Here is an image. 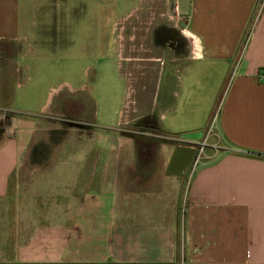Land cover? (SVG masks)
Listing matches in <instances>:
<instances>
[{
  "label": "crops",
  "instance_id": "0c3cea01",
  "mask_svg": "<svg viewBox=\"0 0 264 264\" xmlns=\"http://www.w3.org/2000/svg\"><path fill=\"white\" fill-rule=\"evenodd\" d=\"M85 1L95 3V0ZM110 1L100 0L102 5ZM116 1H131L137 17L139 7L150 4L148 0ZM158 2L154 0L150 8L153 12L145 14V22L154 18L162 20L166 12L172 10L182 22L191 46L182 66L176 56H166L165 60L155 55L146 56L152 67L162 64V68L172 69L171 97L177 95L174 89L182 73H179L180 68L186 70L189 79V72L195 69L206 80H213L214 84H206V89L224 86L214 113L213 133L206 139L207 147L196 172L190 179L187 172L182 178L169 177L165 173L169 162L165 165L149 162L143 148L134 146L138 161L121 162L127 149L113 148V153L120 154L119 162H104L100 167L105 193L108 197H117L120 203L139 202L140 206L146 203L150 208L143 213L122 210L119 218L109 224V244L92 248L96 255L91 254L89 244L83 242L86 234L76 223L70 229L63 224L61 230H47L38 225L34 230L36 236L25 237L15 208V194L24 179L21 171L36 176L46 168L29 163L27 165L33 166L30 168L25 163L35 126L30 127L27 138L26 129L20 128L18 123L25 121H17L15 115L14 118L4 117L1 113L0 124L4 126L0 129V264H264V81L258 78L264 72V0ZM75 6L74 0H0L1 110V106L12 109L9 87L21 73L29 72L30 63L34 60L39 66L45 57L55 59L49 49L56 52L63 46L64 35L59 24L53 36L42 35L43 31L48 33L45 27L52 22L44 20L42 24V11L53 7L70 10ZM36 18L43 28L33 29ZM35 42L42 43V53L29 51V44ZM25 44L29 49L25 50ZM68 49L72 52L73 46ZM122 57L127 61L134 59L133 56ZM175 69L179 77H175ZM44 106L42 114L45 117L52 114V110ZM165 106L166 113L172 111L168 98ZM208 125L207 120L203 126L183 132L202 131L200 143ZM198 143L183 142L196 149ZM151 150L157 154L155 147ZM91 171L90 187L98 167L93 166ZM98 192L100 194L102 189L98 188ZM62 214L66 223L71 221L73 216L68 208ZM39 218L42 222L41 215ZM69 234L76 235L74 241L79 244L74 245L76 251L94 257L78 260L75 257L79 254L73 252L72 261L66 257H51L59 236L64 241L60 246L68 248ZM12 253L25 262L1 260Z\"/></svg>",
  "mask_w": 264,
  "mask_h": 264
},
{
  "label": "rangeland",
  "instance_id": "374dc122",
  "mask_svg": "<svg viewBox=\"0 0 264 264\" xmlns=\"http://www.w3.org/2000/svg\"><path fill=\"white\" fill-rule=\"evenodd\" d=\"M84 1L74 0L76 6L70 10L53 7L42 11V24L44 20L47 23L52 21L45 27L49 29L48 33L43 31L42 35L53 36L59 24L64 35L63 46L56 52L49 49L55 59L45 57L39 66L34 60L30 63L29 72L21 73L9 87L12 111L7 106H1L3 110L0 109V112L5 114L4 117L14 118L15 115L17 121H25L18 123L20 128L26 129L27 138L30 127L35 126L26 149L25 163H36L46 168L39 174L35 172L36 176L21 171L24 179L15 194V208L24 226L25 237L36 236L34 230L38 225L47 230H61L63 224L70 229L76 223L86 234L83 242L88 243L90 253L96 255L92 248L109 244V224L119 218L122 210L143 213L150 208V205L146 207V203L141 206L139 202L133 205L120 203L117 197H108L105 193L100 167L104 162H119L120 154L113 153V148L120 146L127 149L125 159L121 156L120 162L139 160L133 153L137 144L118 131L131 130L132 123L137 121L153 122L168 140V143L155 146V161L165 165L170 160L174 143H178L181 135L186 133L183 131L201 127L208 120L204 139L197 145L198 150L203 149L204 152L206 139L213 133L214 113L224 86L222 84L215 90L206 89V84H214L213 80H206L195 69L189 72V79L182 67L181 76L175 69V77H180L174 89L177 95L172 98V69L169 66L162 68V64L152 67L146 59L148 55L156 56L151 53L154 47L150 40V26L143 24L145 14L153 12L150 8L154 0H148V6L139 7V17L134 14L136 8L131 1L111 0L107 5H102L100 0H95L94 5ZM168 12L163 19L170 25L182 24L172 10ZM56 13L57 17H54ZM127 15L132 18L126 19ZM38 20L36 18L33 29L43 28ZM146 22L149 23L147 19ZM70 45L73 46L72 52L68 49ZM29 47L25 44V50L42 53V43H31ZM122 55L133 56L134 59L127 61ZM76 98L78 101L74 102ZM166 98L173 107L167 113ZM44 105L48 106L47 110H52V114L46 117L42 114ZM152 113L155 115H150ZM77 117L79 120H76ZM3 124H0V129ZM95 165L98 171L90 187L91 169ZM98 188L102 189L100 194ZM67 208L73 217L66 223L61 215ZM40 215L42 222H39ZM75 237V234H69V246L64 248L60 246L64 241L59 236L54 246L56 250H52L50 256L66 257L72 261L73 252L79 254L75 257L78 260L93 258L89 253L74 249L75 244L79 245L75 243ZM44 251L42 248V254ZM13 254L1 260L25 262ZM10 258L12 261L8 260Z\"/></svg>",
  "mask_w": 264,
  "mask_h": 264
},
{
  "label": "flooded vegetation",
  "instance_id": "af4514ba",
  "mask_svg": "<svg viewBox=\"0 0 264 264\" xmlns=\"http://www.w3.org/2000/svg\"><path fill=\"white\" fill-rule=\"evenodd\" d=\"M144 25H149V32H150V40L153 45V50L151 53L156 54V56L159 57V59L163 60L166 58V56H176L179 62V65L182 64L184 58L187 54L190 52V41L188 38L187 33L185 32L183 24L181 25H174L169 24L167 20H157L156 18L153 19V22H145ZM181 69V68H180ZM179 69V73H181L182 69ZM78 95H76L77 97ZM74 100V102L78 101ZM150 115H155V113H152ZM75 118V117H74ZM151 119V118H150ZM76 120H79V117H77ZM76 122V121H75ZM79 124V123H78ZM95 126L93 123L88 124ZM120 135L127 136L131 134H145L150 135L154 137H158L164 140L163 143H153V144H146L144 140H135L133 141L137 144L138 147L143 148L145 152V156L149 162L155 161V155L156 153L153 152V149L155 146H158L160 144L168 143L167 139L163 137V134L160 133V130L154 125L153 122L150 120L144 121V122H134L132 123L131 130L124 131L120 130L118 131ZM128 137V136H127ZM182 139H179L180 141ZM172 141H169V143Z\"/></svg>",
  "mask_w": 264,
  "mask_h": 264
},
{
  "label": "water",
  "instance_id": "95a60500",
  "mask_svg": "<svg viewBox=\"0 0 264 264\" xmlns=\"http://www.w3.org/2000/svg\"><path fill=\"white\" fill-rule=\"evenodd\" d=\"M131 139L144 140L146 144L163 143L164 140L158 137L145 134H131L127 135ZM182 140L174 143V151L171 155L169 163L166 168V175L169 177L182 178L185 176L189 166L197 154V149L193 145H184L183 142L190 144H197L203 138L202 131L186 132L181 135ZM199 144V143H198Z\"/></svg>",
  "mask_w": 264,
  "mask_h": 264
},
{
  "label": "built area",
  "instance_id": "2783aa9c",
  "mask_svg": "<svg viewBox=\"0 0 264 264\" xmlns=\"http://www.w3.org/2000/svg\"><path fill=\"white\" fill-rule=\"evenodd\" d=\"M258 78L260 79V80H263L264 81V72L263 73H260L259 75H258ZM2 112H0V114H1ZM1 118V117H0ZM212 128V127H211ZM203 152V149L202 150H198L197 149V154H196V156L194 157V159H193V161H192V163H191V165H190V167H189V169L187 170V173H188V176H189V179L193 176V174L196 172V169H197V167H198V165H199V163H200V161H201V159H202V153Z\"/></svg>",
  "mask_w": 264,
  "mask_h": 264
},
{
  "label": "trees",
  "instance_id": "16d2710c",
  "mask_svg": "<svg viewBox=\"0 0 264 264\" xmlns=\"http://www.w3.org/2000/svg\"><path fill=\"white\" fill-rule=\"evenodd\" d=\"M248 154H250V155H254V156H261L260 153H252V152H248Z\"/></svg>",
  "mask_w": 264,
  "mask_h": 264
}]
</instances>
